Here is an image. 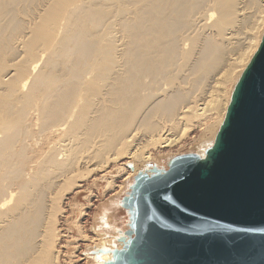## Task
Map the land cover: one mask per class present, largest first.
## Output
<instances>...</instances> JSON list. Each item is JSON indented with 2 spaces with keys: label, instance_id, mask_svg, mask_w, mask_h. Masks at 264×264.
<instances>
[{
  "label": "bare ground",
  "instance_id": "obj_1",
  "mask_svg": "<svg viewBox=\"0 0 264 264\" xmlns=\"http://www.w3.org/2000/svg\"><path fill=\"white\" fill-rule=\"evenodd\" d=\"M249 1L0 0V264L55 263L51 196L75 168L125 156L135 176L155 160L142 141L212 111L196 99L233 77L226 46ZM228 103L213 108L222 119ZM109 236L93 264L122 247Z\"/></svg>",
  "mask_w": 264,
  "mask_h": 264
},
{
  "label": "water",
  "instance_id": "obj_2",
  "mask_svg": "<svg viewBox=\"0 0 264 264\" xmlns=\"http://www.w3.org/2000/svg\"><path fill=\"white\" fill-rule=\"evenodd\" d=\"M148 167L106 264H264V31L212 145Z\"/></svg>",
  "mask_w": 264,
  "mask_h": 264
},
{
  "label": "rangeland",
  "instance_id": "obj_3",
  "mask_svg": "<svg viewBox=\"0 0 264 264\" xmlns=\"http://www.w3.org/2000/svg\"><path fill=\"white\" fill-rule=\"evenodd\" d=\"M254 1L251 0L246 2V9L244 8L245 12H243L244 10L241 12L243 19L240 16L242 20L241 24L238 25L239 27L237 26L235 30V32H238H236V40L231 43L228 42L227 44L229 45L226 46L229 48L232 47L233 53L230 58L237 60L236 63L233 61L234 64L231 65L230 68L234 73L233 77L229 81L228 78L225 79L222 77L218 80L216 87L211 90L208 89L207 92L210 91L209 93L205 92L206 94H204V97L202 96L201 99L197 97L196 99L199 101V103L196 101L197 106L202 103L204 107L207 104L206 109L210 110L212 108L211 112L213 113L205 112L206 114L202 115L200 118L190 117L189 119L185 118L181 120L182 122L180 121L178 123L179 126L177 125L178 129H171V133L169 132L171 134L168 135L169 141L160 146H153V144L149 145L147 141H145V144V142L142 141L141 144H143V146L140 152L150 153L155 160L143 166L137 163V167L139 168L138 172H147L148 168L150 171L148 165H154L159 169L166 170L167 163L170 159L189 153L197 154L194 148L196 147L195 145L199 144L202 138L203 140L208 137L210 138L211 131H214L217 126V121L219 119L223 120V112L220 117L218 112H215L213 108L214 106L229 101L228 99H230L229 97L231 96L235 79L243 72L257 50L264 31V18H262L264 16V2L261 4L259 0ZM235 41L237 42L235 43ZM238 57H240L241 60H239L240 58ZM242 60L243 62L239 63ZM197 108H202V105H199ZM212 126L213 129H211ZM211 140L213 141V139ZM128 161H130V159L123 156L122 158L118 157V159L113 161L110 160V162L108 161L104 167L102 165L103 168L101 166L96 167V169L98 168L97 170H95V166H93L96 161L89 164L91 167L88 165L87 167L84 166L85 168L81 166V168L77 167V169L75 168V171L77 170L76 173L74 172L72 177L70 176L71 178L68 182L66 181L63 183L59 187L60 190L58 189V191H56L57 193L55 192L56 197L54 195V198L51 196L53 198H51V200H54L51 202L53 204L55 202L54 207L53 204L51 205L53 208V210L51 208V218L53 216V222H51V226L53 225V227L51 228L54 234V239L52 241L54 243L51 252H54L52 256L55 255V263L53 264H93L89 259V255H86V253H89V250L91 251V248L95 247L102 235H110L109 238H115L113 237L115 234L114 236H117L115 240H117L119 236L123 234L126 229L127 216L125 211L120 207L119 202L122 197L129 192V186L134 177L131 170L126 167ZM120 167L122 168L121 170ZM90 168L95 171L91 172ZM65 184L67 185L65 186ZM101 214H103V216ZM98 218L101 220L99 221ZM106 222L108 226H111L107 227ZM100 224L103 226L101 227ZM115 243H119L118 240L117 242L115 241Z\"/></svg>",
  "mask_w": 264,
  "mask_h": 264
}]
</instances>
